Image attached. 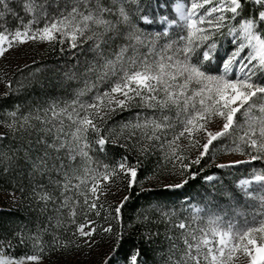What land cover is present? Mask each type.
<instances>
[{
	"label": "snow or ice",
	"instance_id": "1",
	"mask_svg": "<svg viewBox=\"0 0 264 264\" xmlns=\"http://www.w3.org/2000/svg\"><path fill=\"white\" fill-rule=\"evenodd\" d=\"M0 57V264H264V0H0Z\"/></svg>",
	"mask_w": 264,
	"mask_h": 264
},
{
	"label": "rangeland",
	"instance_id": "2",
	"mask_svg": "<svg viewBox=\"0 0 264 264\" xmlns=\"http://www.w3.org/2000/svg\"><path fill=\"white\" fill-rule=\"evenodd\" d=\"M49 54L45 60L46 63H48L49 65L51 64H55V62L57 61L56 59H52L53 56ZM36 60H39L40 59V56L39 55H36L34 57ZM58 62V61H57ZM29 63H31V61H29ZM0 70L2 71H6L8 72V74L11 76L13 73L16 72V65L15 64H12L11 66L8 65V63L6 61L3 60L2 57H0ZM21 70L22 69V66H21ZM55 95H59V91H57L56 93H54ZM255 166V165H254ZM256 167V166H255ZM258 168V167H256ZM250 171V169L248 170ZM247 177V173L241 169V173H237L236 174V179H243V178H246ZM228 181H231L232 180V177L229 176ZM250 188L252 189H255L256 192H259V187L258 185L254 182ZM193 195H195V192H193ZM8 204V201L4 199V194L0 193V208H4L5 206H7ZM193 208L197 209L196 212L192 213V212H188V211H185L184 215L183 216H180L176 219H173V218H170L171 219V223L172 224H175L177 225V229H175L174 231H179L178 230V222H179V219H185L187 221V219H190L191 216L193 215H203V212L201 211L203 208H204V205L203 204H199L197 203L196 201H193V205H192ZM257 211H258V206H257ZM206 219V217H205ZM243 217H241L239 220H229V219H225L224 223L221 225L222 228L226 229L229 225V223L233 224V225H238V224H242L243 223ZM248 219H251V216L248 217ZM169 227H171V225H168ZM197 226L199 227H204L203 224H198ZM55 257H53V260L55 261ZM62 259L64 260H68V259H73V260H82V261H85V264H87V260L88 259H95V257H63Z\"/></svg>",
	"mask_w": 264,
	"mask_h": 264
},
{
	"label": "trees",
	"instance_id": "3",
	"mask_svg": "<svg viewBox=\"0 0 264 264\" xmlns=\"http://www.w3.org/2000/svg\"><path fill=\"white\" fill-rule=\"evenodd\" d=\"M51 56V55H50ZM52 59H56V57H54L53 56V58ZM57 60V59H56ZM58 61V60H57ZM55 62V63H59V62ZM34 95V94H33ZM253 164L256 166V167H260V164H256L255 162H253ZM239 173H241V171L239 172ZM228 177L229 176H226L225 177V179L227 180L228 179ZM5 190L10 194L11 193V191H12V189L11 188H6V186L4 185V184H0V193H2V194H4L5 193ZM0 210H3L4 212H8V213H14V212H19V214L21 215V216H23V215H25V213L23 212V211H21V210H19V209H17V208H15V207H12V208H9L8 207V204H7V206H5L4 208H0ZM132 211L133 210H129V214H132ZM165 224L164 223H162L161 225H160V230H161V232L163 233L164 232V230H165ZM68 258H69V256H67Z\"/></svg>",
	"mask_w": 264,
	"mask_h": 264
}]
</instances>
